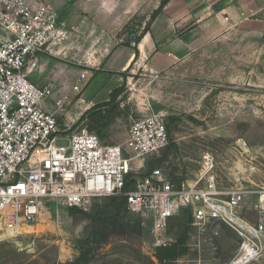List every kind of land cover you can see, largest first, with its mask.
<instances>
[{
	"label": "rangeland",
	"instance_id": "rangeland-1",
	"mask_svg": "<svg viewBox=\"0 0 264 264\" xmlns=\"http://www.w3.org/2000/svg\"><path fill=\"white\" fill-rule=\"evenodd\" d=\"M143 19V15L133 18L116 36L136 40L148 22ZM83 20L87 27H69L63 51L40 58V71L31 74L37 84L54 86L47 106L55 112L60 133L89 130L87 119L78 121L82 113L107 101L110 92L119 88L118 107L101 133L89 131L104 143L126 148L130 125L154 113L163 119L168 135V144L142 157L139 169L138 160L132 164L130 178L160 168L174 182L191 180L201 155L210 153L218 186H242L247 195L241 214L257 222L253 191L264 192V30L233 28L159 71L151 70L137 55L126 76L109 92L104 88L101 100L91 104L80 99L96 89V82L80 93L72 84L82 70L100 66L91 53L111 45L96 41L101 31L110 34L111 28L106 29L93 13ZM82 50L89 53L84 56ZM65 96L63 104L56 105ZM108 203L105 196L91 197L73 212L70 207L46 204L39 219L24 226L20 235L0 236V264H230L233 260L239 239L224 223L190 218L187 222L180 214L156 224L127 209L111 223L100 215ZM183 231L185 251L161 263L156 248L174 243ZM250 264H264V248Z\"/></svg>",
	"mask_w": 264,
	"mask_h": 264
},
{
	"label": "built area",
	"instance_id": "built-area-1",
	"mask_svg": "<svg viewBox=\"0 0 264 264\" xmlns=\"http://www.w3.org/2000/svg\"><path fill=\"white\" fill-rule=\"evenodd\" d=\"M69 37L48 0H0V236L20 235L48 203L83 207L91 197L118 196L128 211L156 224L183 209L194 221L224 223L239 239L232 262L250 264L258 258L264 248V192L253 191L258 221L251 222L241 214L247 191L218 186L210 153L201 155L191 180L174 182L156 168L132 176L125 189L132 164L138 160L139 169L142 157L168 144L158 115L130 125L126 148L104 143L86 128L60 133L55 112L47 106L53 84L39 85L30 75L40 71V58L58 56ZM102 52L108 55L111 47ZM90 75L82 70L72 89L80 93Z\"/></svg>",
	"mask_w": 264,
	"mask_h": 264
},
{
	"label": "crops",
	"instance_id": "crops-1",
	"mask_svg": "<svg viewBox=\"0 0 264 264\" xmlns=\"http://www.w3.org/2000/svg\"><path fill=\"white\" fill-rule=\"evenodd\" d=\"M48 1L68 28L85 29L83 19L92 13L104 21L102 24L106 29L111 28L110 34L101 31L96 36L97 42L111 44V52L105 55L102 47H97L91 53L100 66L88 70L91 75L83 89L94 81L97 86L88 95L84 90L80 99L91 104L101 100L104 88L109 92L110 86L123 78L122 74L135 58L134 43L127 46L124 34L121 37L116 35L137 16L143 15V21L150 22L148 31L142 34L136 47L138 56L145 59L153 71L190 57L200 47L221 38L233 28L252 26L264 30V0H169L151 21V13L161 0ZM82 53L89 52L82 50ZM32 76L31 79H35Z\"/></svg>",
	"mask_w": 264,
	"mask_h": 264
},
{
	"label": "trees",
	"instance_id": "trees-1",
	"mask_svg": "<svg viewBox=\"0 0 264 264\" xmlns=\"http://www.w3.org/2000/svg\"><path fill=\"white\" fill-rule=\"evenodd\" d=\"M169 0H161L160 5L156 10H154L151 13L150 21L154 19V17L162 10L164 5ZM149 23L148 22L141 33L138 35L136 40H125L124 44L127 46H130L131 43H134L133 49L135 51V57L138 55V50L136 47V43L140 40L143 33L147 32L149 29ZM127 29V25L123 27V30ZM123 77H125V73L122 74ZM119 88H116L115 90L110 92L109 98L107 101L97 103L93 105L92 107L88 108L85 112L82 113V115L79 118V122L84 121L87 119V127H89L91 130L95 129L97 133H101V129L105 126L106 122L112 117L115 108L118 107V103L115 102L116 97L118 95ZM89 129V130H90ZM132 180H130V175L126 176L125 179V189L130 188ZM109 200V203L102 207L103 209L100 211V215L102 218H107L110 220L111 223H116L118 220H120L121 214L127 209L125 204L124 197H118V196H109L106 197ZM71 212L78 211V207L72 206L69 208ZM113 209V210H112ZM114 211V212H113ZM180 214H184L186 216V221L188 222V219L190 217V212L187 209H183L180 211ZM176 215V216H178ZM138 226H139V219ZM183 234H180L177 240L174 243H171L167 246H158L155 251V255L157 259L161 262H168L171 259H173L175 256L180 255L182 252L185 251L184 248V238L186 235V232H182ZM239 243V240H237V245Z\"/></svg>",
	"mask_w": 264,
	"mask_h": 264
},
{
	"label": "bare ground",
	"instance_id": "bare-ground-1",
	"mask_svg": "<svg viewBox=\"0 0 264 264\" xmlns=\"http://www.w3.org/2000/svg\"><path fill=\"white\" fill-rule=\"evenodd\" d=\"M230 264H240V263H238V262H236V261H233V262H231Z\"/></svg>",
	"mask_w": 264,
	"mask_h": 264
}]
</instances>
